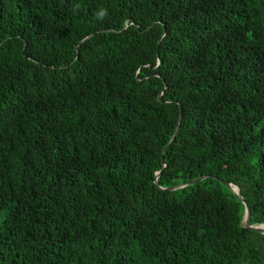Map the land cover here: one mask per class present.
I'll return each mask as SVG.
<instances>
[{
  "label": "trees",
  "instance_id": "trees-1",
  "mask_svg": "<svg viewBox=\"0 0 264 264\" xmlns=\"http://www.w3.org/2000/svg\"><path fill=\"white\" fill-rule=\"evenodd\" d=\"M219 180L264 225V0H0V264H264Z\"/></svg>",
  "mask_w": 264,
  "mask_h": 264
},
{
  "label": "water",
  "instance_id": "water-1",
  "mask_svg": "<svg viewBox=\"0 0 264 264\" xmlns=\"http://www.w3.org/2000/svg\"><path fill=\"white\" fill-rule=\"evenodd\" d=\"M90 36L84 38L83 40L80 41V43L84 42L86 39H88ZM181 114L179 116V120H178V123H177V126H176V130H175V133L171 139V141L167 144V146L163 149L162 151V163H163V166H165L164 164V159H163V155L164 153L167 151V149L169 148L170 144L172 143L175 135H176V132L177 130L179 129V126H180V123H181ZM161 176V172H157V175H156V179H155V183L158 184V179L160 178ZM205 178H207L206 176H201L197 179H194L192 180L191 182H188L186 184H181V185H178L176 187H169V188H162V187H159V189L161 190H167V191H172V190H176V189H179V188H183L187 185H191L199 180H204ZM219 182L225 186L228 190H230L234 196L241 202V204L244 206V227L245 228H248V229H252L262 235H264V225H250V209L247 205V203L244 201L241 193H240V189L238 186L232 184V183H229V182H225V181H222V180H219Z\"/></svg>",
  "mask_w": 264,
  "mask_h": 264
}]
</instances>
